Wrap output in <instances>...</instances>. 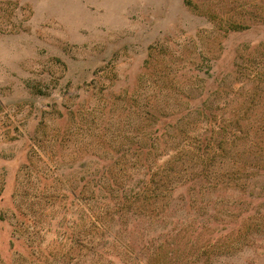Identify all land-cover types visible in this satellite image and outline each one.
<instances>
[{"label":"rangeland","instance_id":"obj_1","mask_svg":"<svg viewBox=\"0 0 264 264\" xmlns=\"http://www.w3.org/2000/svg\"><path fill=\"white\" fill-rule=\"evenodd\" d=\"M154 129L259 174L177 203L169 263L146 210H118ZM206 236L237 241L209 264H264V0H0V264H204Z\"/></svg>","mask_w":264,"mask_h":264},{"label":"trees","instance_id":"obj_2","mask_svg":"<svg viewBox=\"0 0 264 264\" xmlns=\"http://www.w3.org/2000/svg\"><path fill=\"white\" fill-rule=\"evenodd\" d=\"M155 134L159 135L157 136ZM151 135L152 137L145 153L146 167H148L146 189L144 191L139 190L137 196L131 201H127L128 199L126 200L123 197L120 200L121 206L118 210L124 209V211H128V208H131L129 205L133 206L134 209L141 206V210H146V239H148L146 241H151L152 236L158 235V237L164 236L163 239L166 243L163 244L160 242L156 246L157 253L153 246L149 249V252L157 256L161 254L165 255L166 262L169 263L168 260H172L171 257L173 255L176 256L174 252H177L178 248L177 239L187 237L186 233L191 226L179 227L177 223L181 220L180 215H178L176 221L173 220L174 215L171 216L169 211L177 203H180V209L183 206L185 208H192L197 201H201L200 199L202 198L205 200V196H211L215 190L220 188H237L241 194L245 195L247 192H251V187L257 184V176L259 174L244 162H240L237 165L234 163L223 165L227 163L226 158L229 155L226 153V149L220 146H216V148L210 145L207 147H198L189 143L188 145H183L181 138L177 143L176 141L158 142L155 141L157 137L164 139L171 138L160 129H154ZM176 136L173 137L177 138ZM160 147H162L160 150L161 153H167L171 150L173 152L170 153L171 155L164 163L156 164L154 158V164H149L148 159L153 155V151ZM153 166L155 167L153 168ZM250 195H252V192ZM138 202H140V205L137 204ZM121 212L122 214L124 213L123 211ZM107 213L105 212L103 216L105 217ZM112 214L114 215V213ZM105 219H102V221L105 222ZM127 219L124 221L126 222ZM152 220L162 224L160 229L158 227H150L149 224ZM168 225L171 228H168ZM251 225L252 223L248 222L247 228L250 229L253 227ZM210 236H206L202 246H197L198 250L201 249V252L197 253L196 257L202 259L204 264H209L212 256L221 252V249L235 250L237 241L218 237L214 238V243L209 239ZM152 239L155 240L157 238L152 237ZM219 239L224 240L218 241ZM188 240V243L191 241V247H193L192 244L197 245L191 238L188 237ZM164 246H166L165 251L162 248ZM161 264H164V262L162 261Z\"/></svg>","mask_w":264,"mask_h":264}]
</instances>
